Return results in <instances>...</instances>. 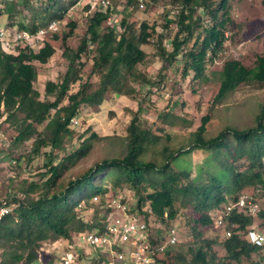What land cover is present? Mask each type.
I'll use <instances>...</instances> for the list:
<instances>
[{"label": "trees", "instance_id": "obj_1", "mask_svg": "<svg viewBox=\"0 0 264 264\" xmlns=\"http://www.w3.org/2000/svg\"><path fill=\"white\" fill-rule=\"evenodd\" d=\"M229 1H172L179 8L178 14L176 18L166 19L165 28L169 29L170 24L177 26L173 48L171 51L165 49L164 35L158 37L156 45L166 66L181 55L185 63V78L189 73L195 74V80L204 78L209 57L222 52L227 40V30L232 23L228 12ZM79 2L42 0L35 6L32 0H0V19L9 15L7 20H10V25L6 29L14 30L17 27L20 32L36 33L53 21H63L66 13ZM134 2L129 0V4ZM22 6L30 12L32 20L28 24L22 22L19 26L14 25L12 18L21 14ZM113 13L111 7L105 12L95 13L76 50L70 48L67 41L73 37L77 25L74 22L68 24L70 30L62 38L63 57L68 61V70L60 83L49 81L46 84V99L43 101L34 87L38 77L35 63L47 64L56 52L54 46L46 43L37 53L28 48H17L15 52H10L0 47V107L3 109L0 118L6 116L5 122L10 123L17 134L13 146H20L34 138L33 156H39L43 148L51 149L46 155V173L40 175V183H31L25 188L24 182L17 193L6 196L8 200L19 203L20 207L13 216L0 221V264H36L37 252L43 243L55 239L73 242L75 234L93 227L81 216L84 212L79 209L81 204H89L94 197H99L103 205L111 188L118 190L124 186L135 192L140 211L149 204L156 218L167 227L176 221L180 209H191L198 215L190 222L198 241L185 245L179 241L168 246L164 259L158 260L160 264H212L215 255L209 256V251L215 242L203 240L200 231L201 227L213 225L210 211L223 203H236L242 193L254 191L257 186L264 187V106L255 118L254 127L245 130L228 127L216 137L207 139L205 135L209 119L205 117L192 135L189 149L212 150L215 161L223 172L228 173L229 184L223 178L213 176H209L207 183H197L184 167L174 169L173 162L180 153L185 152L184 149L173 151L165 147L163 164L160 166L145 161V154L157 144L159 137L143 129L138 124L139 115H136L128 128L126 153L122 158L104 160L67 186L61 185L65 170L69 165L75 166L88 149V144L84 142L82 147L54 164L57 159L54 152L65 150V143L71 141L72 121L79 116L83 106H101L108 92H123L126 76H135L137 66L146 58L141 46L148 45L156 33L155 27L143 23L140 34L136 35L124 20L122 25L125 30L117 36L112 25L103 26ZM205 22L209 26H205ZM54 38L58 39L57 36ZM192 42L193 45L189 47ZM91 46L94 47L92 74L99 77V86L94 90L87 81L80 85L76 93H70L71 87L81 81L84 66L81 61L83 56L90 53ZM220 76L215 102H220L243 84H264V58H258L253 68H247L238 60L226 61ZM63 103L67 104L63 106ZM42 125L45 128L39 132L36 127ZM228 137L235 145L232 149L227 143ZM223 150L228 151L231 161L225 160ZM239 160H245L246 165L236 166ZM113 173L114 178L110 183H99L101 176L107 180V176ZM179 201L182 206L177 208ZM228 215L231 236L223 243L226 253L223 264H244V260L264 250V247L254 246L247 236V229L254 228L255 218L261 221L260 226L264 231V210H260L256 217L246 216L237 209ZM150 241L156 248L159 244H165L166 238L163 236L156 240L150 236Z\"/></svg>", "mask_w": 264, "mask_h": 264}, {"label": "rangeland", "instance_id": "obj_2", "mask_svg": "<svg viewBox=\"0 0 264 264\" xmlns=\"http://www.w3.org/2000/svg\"><path fill=\"white\" fill-rule=\"evenodd\" d=\"M40 1L42 0H32V4L38 6ZM109 1V7L114 13L110 18L111 22L107 21L103 26L113 24L117 36L125 30L122 25L124 20L136 35L140 34L143 23L155 27L156 33L153 34L148 45L141 46L146 53V58L142 64L137 66L135 76H126L123 92L121 94L108 92L101 106H83L79 116L72 121L71 141L65 143V150L54 152L57 156L54 164H58L63 157L82 147L84 142L88 144V149L75 166L69 165V168L65 170L60 180L61 185L67 186L70 181L80 177L104 160L122 158L126 153L128 128L136 115H139L138 124L143 129L159 137L157 144L151 146L145 154V161H151L160 166L163 164L165 147L173 151L184 149L185 152L180 153L173 162L174 169L180 170L184 167L197 183H205L209 176L223 178L227 181L228 173L223 172L222 167L215 161L214 152L208 148L190 150V141L193 140L192 135L197 132L205 117L209 119L205 135L207 139L216 137L228 127L245 130L255 126V118L264 106V84L257 82L243 84L227 94L220 102H215V99L220 88V73L226 61L238 60L247 68H253L258 58H264V0L229 1L228 12L232 23L227 30V40L223 51L213 58L209 57L205 76L200 80H195L194 73H189L185 78V63L181 55L175 62L166 66L156 47L158 37L164 35L165 49L171 51L173 48L172 41L178 31L177 26L170 24L169 29L165 28L166 19L176 18L178 14L179 8L173 5V0H134L133 4H129V0ZM105 10L106 8L101 6V0H80L66 13L63 21H57L59 25L56 32H51L40 40L33 41L32 50L36 53L46 43L53 45L56 51L47 64L35 63L38 68V77L34 87L40 93L42 101L46 99V84L49 81L60 83L68 70V61L63 57L62 41L63 36L70 30L68 24L74 22L77 25L73 37L67 41V45L76 50L86 35L90 19L95 13L105 12ZM20 12V15L16 14L12 18L14 25L19 26L22 22L30 23L32 20L30 12L23 6ZM167 13L168 16L165 17ZM8 16L0 19V31L14 35V32L19 31L17 27L14 30L6 29L10 25V20H7ZM200 16L203 17L202 14ZM205 26L209 24L205 22ZM192 45L193 42L189 47ZM89 50L90 53L83 56L81 61L82 64L84 63L81 69V81L71 87L70 93H76L80 85L87 81L91 83L94 90L99 86V77L92 74L94 47L91 46ZM66 104L63 103V106ZM2 112L3 109L0 107V113ZM5 119L6 116L0 118V198L17 193L24 182L23 186L27 188L31 183L41 181L40 175L46 173V155L51 152L50 148H43L39 156H33L34 138L20 146H13L12 142L17 134L10 123L5 122ZM36 128L41 132L45 125ZM227 143L231 145V149L235 146L229 137ZM223 151L225 160L231 161L228 151ZM10 152L11 155H8ZM239 165H246L245 160H239L236 166ZM113 178L114 173L108 175L107 180L101 176L99 183H110ZM227 183L229 184L228 181ZM110 191L111 193L104 198L103 205L106 204L105 206L102 205L99 197L96 200L94 197L89 204H81L79 209L84 210L81 216L93 226L91 230L82 233L103 231L108 223L123 216V208H115L120 205L125 208V211L127 210V215L135 216L137 221L146 224L147 238L150 239L151 236L158 240L159 237L165 236V244H160L157 250V262L164 259V251L170 246L167 244L170 236V233L167 234L168 231L174 232L177 243L180 241V244L185 245V243L198 241L194 237L190 223L198 218V215L194 214L191 209H180L176 221L167 227V224L161 223L156 218L149 204L140 211L138 198L130 187L124 186L118 190L111 188ZM241 196L253 199L258 209L256 212V209L252 210V213L243 212L240 209L239 213L256 217L260 210H264V187L257 186L254 191L244 192ZM113 205L116 206L109 208ZM179 206H182L181 201L176 204L177 208ZM229 206L223 203L212 209L209 215L213 225L200 228L203 240L215 242L209 251V256L215 255L212 264H223L226 257L223 243L229 238L227 232L231 231L229 229L230 217L227 214ZM260 223L261 221L255 218L252 227L264 235ZM79 234H75L72 239L76 245L72 244L73 242L67 243L64 239L43 243L37 252L36 264H59L66 253L73 255L76 264H97L93 259V252L77 240ZM78 254V260H76L75 256ZM243 263L264 264V250L257 254L254 253L249 260H244Z\"/></svg>", "mask_w": 264, "mask_h": 264}, {"label": "built area", "instance_id": "obj_3", "mask_svg": "<svg viewBox=\"0 0 264 264\" xmlns=\"http://www.w3.org/2000/svg\"><path fill=\"white\" fill-rule=\"evenodd\" d=\"M121 1V0H119ZM101 6L106 8L110 6L109 0H101ZM105 10V11H106ZM104 12V11H101ZM112 16V15H111ZM108 22H111L110 18ZM61 24V23H60ZM59 23L53 21L47 26L41 28L36 33L14 32V35L8 34L6 31H0V47L15 51L16 47L22 49H32L33 41L40 40L51 32H56ZM112 25L113 24H109ZM10 38H14L11 40ZM26 44V45H24ZM97 197L94 199L96 200ZM116 205H113L114 208ZM20 204L8 200L6 197L0 198V221L6 217L13 216ZM256 202L247 196L239 197L238 201L227 208V214L234 209H240L243 212H250L256 209ZM117 209L123 208V216L116 218L114 222L108 223L101 232L80 233L77 240L83 243L85 248L88 247L93 252V259L97 264H160L156 261L157 250L160 244L155 248L151 244L149 237L147 238V228L144 222L137 221L135 216L127 215V210L118 205ZM258 209V208H257ZM255 210V212L257 211ZM170 233L167 244L175 245L177 243L176 235L173 231ZM227 236H231V231L227 232ZM249 241L256 247H264V235L255 228L247 233ZM150 241V243H149ZM74 244V242L72 243ZM78 244V243H77ZM76 245V243L74 244ZM78 256H75L78 260ZM59 264H76L73 255L65 254Z\"/></svg>", "mask_w": 264, "mask_h": 264}, {"label": "bare ground", "instance_id": "obj_4", "mask_svg": "<svg viewBox=\"0 0 264 264\" xmlns=\"http://www.w3.org/2000/svg\"><path fill=\"white\" fill-rule=\"evenodd\" d=\"M220 81V80H219Z\"/></svg>", "mask_w": 264, "mask_h": 264}]
</instances>
